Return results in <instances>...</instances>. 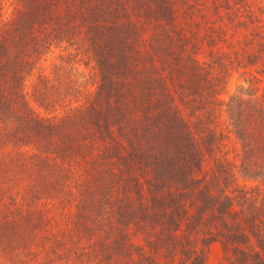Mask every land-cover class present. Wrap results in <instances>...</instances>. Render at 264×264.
<instances>
[{
	"label": "trees",
	"instance_id": "trees-1",
	"mask_svg": "<svg viewBox=\"0 0 264 264\" xmlns=\"http://www.w3.org/2000/svg\"><path fill=\"white\" fill-rule=\"evenodd\" d=\"M5 6L0 264H264V0Z\"/></svg>",
	"mask_w": 264,
	"mask_h": 264
},
{
	"label": "rangeland",
	"instance_id": "rangeland-1",
	"mask_svg": "<svg viewBox=\"0 0 264 264\" xmlns=\"http://www.w3.org/2000/svg\"><path fill=\"white\" fill-rule=\"evenodd\" d=\"M10 2L11 0H6L5 10H7L8 13L12 12ZM247 77H249V74L245 72L244 69L234 72L228 81L226 90L221 95L222 98L228 100L231 95L238 93L240 90L244 91V89L249 85V83L245 81ZM206 264H229L224 260L220 244L215 243L212 245Z\"/></svg>",
	"mask_w": 264,
	"mask_h": 264
}]
</instances>
